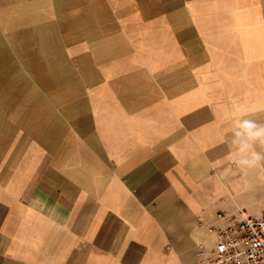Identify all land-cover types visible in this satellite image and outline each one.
Here are the masks:
<instances>
[{
  "label": "crops",
  "instance_id": "obj_1",
  "mask_svg": "<svg viewBox=\"0 0 264 264\" xmlns=\"http://www.w3.org/2000/svg\"><path fill=\"white\" fill-rule=\"evenodd\" d=\"M240 110L264 0H0V264H201L218 213L264 215Z\"/></svg>",
  "mask_w": 264,
  "mask_h": 264
},
{
  "label": "built area",
  "instance_id": "obj_2",
  "mask_svg": "<svg viewBox=\"0 0 264 264\" xmlns=\"http://www.w3.org/2000/svg\"><path fill=\"white\" fill-rule=\"evenodd\" d=\"M211 225L214 243L201 247V264H264V215L254 217L243 208L232 215L220 212Z\"/></svg>",
  "mask_w": 264,
  "mask_h": 264
},
{
  "label": "clouds",
  "instance_id": "obj_3",
  "mask_svg": "<svg viewBox=\"0 0 264 264\" xmlns=\"http://www.w3.org/2000/svg\"><path fill=\"white\" fill-rule=\"evenodd\" d=\"M241 114L227 130L226 145L231 159L240 173V183L245 190H251L254 182L250 174L255 171L258 179H264V123ZM235 115V114H232ZM232 119V116H226Z\"/></svg>",
  "mask_w": 264,
  "mask_h": 264
}]
</instances>
